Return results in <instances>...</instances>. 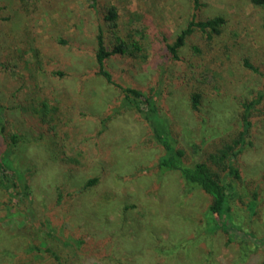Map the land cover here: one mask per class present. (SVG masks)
<instances>
[{"label":"rangeland","instance_id":"rangeland-1","mask_svg":"<svg viewBox=\"0 0 264 264\" xmlns=\"http://www.w3.org/2000/svg\"><path fill=\"white\" fill-rule=\"evenodd\" d=\"M201 1L196 20L222 16L220 32L194 29L174 58L189 0H0V155L21 137L9 157L32 202L0 186V264H264V10ZM98 35L124 45L104 60L113 84ZM119 87L155 96L186 164L226 175L210 155L234 145L225 226L210 196L158 173L165 151Z\"/></svg>","mask_w":264,"mask_h":264},{"label":"trees","instance_id":"trees-1","mask_svg":"<svg viewBox=\"0 0 264 264\" xmlns=\"http://www.w3.org/2000/svg\"><path fill=\"white\" fill-rule=\"evenodd\" d=\"M189 1L192 4L191 17L185 26L180 29L174 41L167 45L169 52L174 58L176 57L177 49L183 45L185 38L190 35L194 29L199 30L210 39L213 35H217L220 32V27L224 23L222 16L196 20V12L204 6V3L201 0ZM93 2L94 0L91 2L92 5ZM250 3L264 10V0H250ZM115 18V9L110 8L108 14L105 16V20L113 22ZM60 42L64 43L65 41L61 40ZM96 44L94 58L98 67V74L101 75L107 83L113 84L110 74L103 69L104 60L110 54L124 55V45L121 42H117L109 52L105 49L101 35L97 36ZM245 66L247 68H252L248 63H245ZM119 88L123 93L124 101L143 119L148 126L152 139L165 151L164 155L157 163L158 173L162 175L169 171L178 172L189 191L198 189L210 196L211 204L208 207V214L211 217V221L213 224L225 226L222 219L229 216L230 191L233 189V185L231 182L227 181L225 177L230 174L234 179L238 178V171L229 164L230 156L236 154L235 151H233L234 145H226L223 149L219 150L218 154L210 155L214 163L216 162L222 165V169L226 171V175H219L217 171H214L203 162L186 164L184 162V151L175 147V140L169 132L167 119L160 114L155 96L146 94L133 87ZM263 92L259 93L258 98L253 101L254 104L260 101ZM191 102L192 106L195 107L198 104V96L192 95ZM41 122L43 125V121ZM17 138L21 139L18 135H11L7 149L0 155V186L9 191L16 201L26 202L27 205H29L28 213L31 214L32 208L30 206L32 202L28 178L25 172L18 170L13 165L12 159L9 157ZM93 182L94 179H91L88 181L87 185ZM47 224L49 225L50 222H47L46 226ZM54 259L57 264H62L58 256L54 255Z\"/></svg>","mask_w":264,"mask_h":264}]
</instances>
